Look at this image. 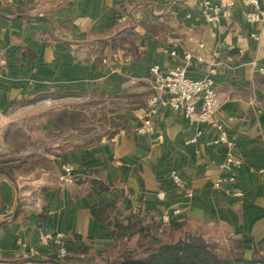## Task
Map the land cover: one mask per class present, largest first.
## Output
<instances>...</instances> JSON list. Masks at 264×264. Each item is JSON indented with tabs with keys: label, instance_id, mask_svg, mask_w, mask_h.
Listing matches in <instances>:
<instances>
[{
	"label": "crops",
	"instance_id": "1",
	"mask_svg": "<svg viewBox=\"0 0 264 264\" xmlns=\"http://www.w3.org/2000/svg\"><path fill=\"white\" fill-rule=\"evenodd\" d=\"M202 2L0 0V52L5 58L0 64V139L7 145L13 126L36 120L40 112L47 116L40 124L44 140H32L35 149L26 157L30 168L16 184L0 177V258H28L33 249L38 258L59 255L58 246L44 235L61 234L72 264L108 263L143 239L138 231L117 238L109 221L127 226L137 216V229L156 221L162 231L161 214L170 208L181 213L173 217L168 237L197 230L206 237L240 241L246 258L264 255V73L252 64L264 68V26L246 21L249 7L239 0L219 22L205 23L199 20ZM260 2L264 9V0ZM133 22L137 56L127 46L113 49L94 41ZM260 32L257 41L251 34ZM198 42L204 43V61L193 58L188 76L201 79L215 67V120L234 140L233 153L241 161L234 171L236 182L223 188H216L214 179L229 150L223 143L207 144L218 137L215 127L207 126L191 141L195 130L183 114L164 107L153 133L137 132L156 92L150 67L181 64ZM73 96L93 100L95 123L106 119L104 127L116 133L83 142L79 136L66 139L86 124L59 130L58 119L84 112L85 105L78 102L54 114L50 103ZM58 132L71 133L58 137ZM63 165L74 167L72 184L59 181ZM172 170L182 187L173 185ZM161 189L167 191L162 201L157 198ZM186 190H192L191 198ZM99 210L109 218L96 217Z\"/></svg>",
	"mask_w": 264,
	"mask_h": 264
},
{
	"label": "built area",
	"instance_id": "2",
	"mask_svg": "<svg viewBox=\"0 0 264 264\" xmlns=\"http://www.w3.org/2000/svg\"><path fill=\"white\" fill-rule=\"evenodd\" d=\"M236 0H228L224 4H219L215 0H203L199 8V20L205 23H217L221 18L226 17L229 9L235 4ZM245 6L249 7L246 13V21L250 24L261 22L264 26V9L261 6L260 0H239ZM188 17L191 14L187 15ZM128 16H125L127 18ZM123 18V19H125ZM257 40H262V32L259 34H251ZM204 43L198 42L195 52H185L183 55V62L177 66L169 69H163L160 65L154 64L150 67L151 81L153 88L156 91L147 101L146 109L142 125L137 129L140 134H151L155 130V117L159 110L164 107H170L174 110L180 111L185 117L187 123L194 128V134L191 141H197L203 134L207 126H213L218 130V137L207 142V144L223 143L228 148V153L223 162L219 164L220 174L214 179V186L216 188H223L228 184L236 182L235 169L241 164L239 158L233 153L234 140L228 135L224 125L215 120V114L219 107V94L217 88V81L215 78V67H210L208 75L201 79H193L188 76L187 68L190 61L196 58L198 62H203L202 50ZM176 52L173 51L172 55ZM5 62L3 54L0 52V64ZM253 66L255 70L264 73V68L257 66L254 61ZM163 94H167L164 97ZM254 96L252 102H256ZM75 174L72 165H63L59 175V181L63 185H69L74 182ZM170 179L174 186L182 187L183 182L179 174L172 170L170 172ZM229 191V190H226ZM237 196L242 195L241 192L234 193ZM186 198L193 196L192 190L185 191ZM167 191L161 189L157 192L159 200H165ZM181 213L180 208H170L161 214V223L163 226L168 225L174 216ZM1 222V217H0ZM44 238L52 239L55 245L58 246L59 256H66L67 249L64 244L63 236L61 234H46ZM39 252L31 250L30 257H37ZM105 264V263H100Z\"/></svg>",
	"mask_w": 264,
	"mask_h": 264
},
{
	"label": "trees",
	"instance_id": "3",
	"mask_svg": "<svg viewBox=\"0 0 264 264\" xmlns=\"http://www.w3.org/2000/svg\"><path fill=\"white\" fill-rule=\"evenodd\" d=\"M136 22L122 26L116 30L113 34L106 37L94 38L97 43L101 42L105 46H110L113 49L129 48L130 52L137 56V37L138 34L135 31ZM126 47V48H127ZM260 101V98H258ZM93 104V103H92ZM85 112V111H84ZM83 113H77L71 111L66 113L64 116L58 119L57 127L59 130L70 129L77 130V125L82 120H79V115ZM95 120L94 111L92 110V116ZM96 122V120H95ZM84 123V122H83ZM100 127L107 125L108 121L103 119L99 122ZM98 126V124H97ZM64 129V130H65ZM107 133L108 137L116 133V130L106 131L105 133L97 136L99 139ZM10 168V167H9ZM7 169V170H4ZM0 169L2 171H8L11 177H14L12 168ZM94 215L99 219L102 217L109 218V213L106 210L94 211ZM135 218L134 224L124 226L118 221L112 223L109 221V226H114L117 229L115 236L123 237L124 235L132 234L136 231L143 234V239L149 240L142 243L139 240L137 246L134 248H126L120 253L116 260L105 264H264V257L260 255H254L252 258H246L243 252V244L240 241L234 239L219 240L212 237H206L204 233L200 231L187 230L184 231L180 236L168 237L167 234L172 228V222L166 226H162L163 230L160 231V225L153 221L149 224V227L136 228L137 222L141 219ZM44 259H52L42 262H29L27 258H11L2 259L0 258L1 264H72L67 256L49 255L42 257Z\"/></svg>",
	"mask_w": 264,
	"mask_h": 264
},
{
	"label": "rangeland",
	"instance_id": "4",
	"mask_svg": "<svg viewBox=\"0 0 264 264\" xmlns=\"http://www.w3.org/2000/svg\"><path fill=\"white\" fill-rule=\"evenodd\" d=\"M97 101L98 100L96 99L95 102ZM78 102L79 104L84 103L85 105V108L83 107L85 112L79 115V120H82L86 125L85 127H82L77 133L67 137L66 139L72 140V138L79 136L77 139L82 140L81 142H83V140L85 141V139H88L89 137L96 138L97 136L105 133L107 131L106 127H100L99 124L97 126L95 120L91 117L93 100H90L89 97L85 98V101H83V99H78L77 97L73 96L65 100H56L53 102V104L51 102L50 106H53L52 111H54L53 113L55 114L59 110H63V108L66 106H70L71 108L78 106ZM49 112L50 111L47 112L48 115H50ZM42 115H44L43 112H40L36 120L30 122L20 121L19 124L21 126H13L12 132L8 135L9 142L7 145L3 144L2 138L0 139V169L3 170L4 167L8 169L12 168L11 170L15 179L13 177L12 178L16 180L15 184L17 183V180H20V178H18L19 174L28 170L31 166V161L26 157L29 156V152H33L35 149V143H33L32 140H34L36 137L43 138L44 140L46 136V131L41 128L40 124H43L44 118L47 116ZM69 133L71 132H66V134H61L58 132L56 134L58 137H60L61 135H68ZM0 177H5L10 180V178L3 173L0 174ZM142 242L145 243L147 241L143 240ZM262 257H264V255Z\"/></svg>",
	"mask_w": 264,
	"mask_h": 264
},
{
	"label": "water",
	"instance_id": "5",
	"mask_svg": "<svg viewBox=\"0 0 264 264\" xmlns=\"http://www.w3.org/2000/svg\"><path fill=\"white\" fill-rule=\"evenodd\" d=\"M3 173L5 174L6 176H8L11 180H13V178L11 177L10 173L8 171H2L0 170V174ZM20 200L18 199L17 200V205H16V209L14 211V214H13V218H16L17 217V214H18V211H19V208H20ZM4 224V222H0V227ZM27 260L29 262H42V261H48V260H52V259H44V258H38V257H28Z\"/></svg>",
	"mask_w": 264,
	"mask_h": 264
}]
</instances>
